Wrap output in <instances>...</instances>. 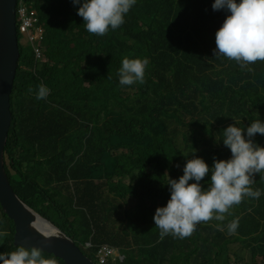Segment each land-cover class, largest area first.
<instances>
[{
  "label": "trees",
  "instance_id": "16d2710c",
  "mask_svg": "<svg viewBox=\"0 0 264 264\" xmlns=\"http://www.w3.org/2000/svg\"><path fill=\"white\" fill-rule=\"evenodd\" d=\"M28 1L44 23L45 60L20 47L5 147L19 198L91 259L107 243L125 256L117 264H228L233 256L264 264V172L251 184L259 199L243 197L224 221L201 222L188 237L161 239L153 219L188 160L202 158L211 170L214 158L232 157L222 142L228 126L264 122V61L241 67L213 55L228 13L214 11L215 0H136L120 27L98 36L72 0ZM124 58L148 60L143 83L120 85ZM40 85L50 90L45 99L36 98ZM254 142L264 147V136ZM55 143L73 150V172ZM210 179L211 171L205 189ZM0 226V252L15 251V225L1 205Z\"/></svg>",
  "mask_w": 264,
  "mask_h": 264
},
{
  "label": "clouds",
  "instance_id": "9594fccd",
  "mask_svg": "<svg viewBox=\"0 0 264 264\" xmlns=\"http://www.w3.org/2000/svg\"><path fill=\"white\" fill-rule=\"evenodd\" d=\"M72 2L79 6L77 14L83 18L86 30L91 34L104 36L109 28L115 30L124 23L125 14L129 12L136 0H72ZM212 8L214 11L223 10L228 13L222 26L216 32V48L213 50V55L215 57L222 55L230 60H235L240 63L241 67L253 64L258 60L264 61V0H240L239 3L237 0H215ZM15 11L19 53L21 47L19 38L23 37V49H31L37 61L45 60L44 50L41 47L45 32L44 23L41 21L33 1L30 3L28 0H17ZM22 27H25V31L21 30ZM35 30L39 31L41 38L32 43L30 37ZM36 48L39 49L40 57L35 52ZM147 64V59L124 58L119 70L120 85L143 83ZM49 91L46 86L40 85L36 98L45 99ZM257 133L264 136V122L260 120L251 122L250 126L244 129L236 125L228 126L223 131L225 138L222 142L230 149L231 159L221 161L214 158V166L210 170L202 158H192L187 161L183 169L184 174L178 180L169 178L167 186L171 193L170 200L165 207H158L153 217L156 227L161 230V239L168 234L179 238L188 237L193 233L196 225L201 222L213 219L224 221L225 213H228L233 205L240 204L243 197L259 199L260 190L253 191L251 188V184L255 182V176L264 172V147L254 142ZM54 149L65 154L67 160L65 170L67 173L73 172L77 161L73 150L58 143H55ZM5 164L4 149V168ZM210 171L211 179L205 189L201 181ZM7 178L12 187L8 174ZM189 181H195V183L190 184ZM49 222L56 226L51 221ZM30 226L34 229L37 227L35 222ZM238 226L239 218L230 221L226 225L228 233L234 234ZM217 227L223 231V226L217 225ZM0 235H7V233H0ZM75 244L79 246L76 242ZM87 245L91 246L90 243ZM15 247L17 249L10 253H4L6 250L0 252V261H3V264H57L55 259L43 258L42 253L47 252L40 248ZM107 247L112 249V255H116V258L114 256L107 257V261L103 263L101 260H97V254ZM124 258L125 256L118 247L105 243L99 246L95 252L97 263H95V259H89L95 264H117L118 259L123 261Z\"/></svg>",
  "mask_w": 264,
  "mask_h": 264
},
{
  "label": "water",
  "instance_id": "95a60500",
  "mask_svg": "<svg viewBox=\"0 0 264 264\" xmlns=\"http://www.w3.org/2000/svg\"><path fill=\"white\" fill-rule=\"evenodd\" d=\"M17 0H0V203L15 224L14 244L37 247L66 264H95L59 228L29 208L9 184L4 168V149L12 123L11 94L19 62L16 32ZM35 222L34 229L30 225Z\"/></svg>",
  "mask_w": 264,
  "mask_h": 264
},
{
  "label": "built area",
  "instance_id": "2783aa9c",
  "mask_svg": "<svg viewBox=\"0 0 264 264\" xmlns=\"http://www.w3.org/2000/svg\"><path fill=\"white\" fill-rule=\"evenodd\" d=\"M26 25V24H25ZM29 26V25H28ZM32 27V26H30ZM22 31H25V27H22L21 28ZM41 38V34L39 33L38 30H35L32 34H31V37H30V40L31 42H35L37 41L38 39ZM35 52L36 54L40 57V53H39V49H35ZM107 250V251H106ZM109 253H112V249L111 248H104L103 250H100L99 251V254H100V259H101V262L105 263L107 261V255H109Z\"/></svg>",
  "mask_w": 264,
  "mask_h": 264
},
{
  "label": "rangeland",
  "instance_id": "374dc122",
  "mask_svg": "<svg viewBox=\"0 0 264 264\" xmlns=\"http://www.w3.org/2000/svg\"><path fill=\"white\" fill-rule=\"evenodd\" d=\"M24 41V39H23V37H21V39L19 38V44H20V46L23 48L24 46H23V44H22V42ZM71 141L73 142V143H71V145H76L77 143L76 142H74L75 141V139L74 138H72L71 139ZM1 227V226H0ZM88 246V245H87ZM79 247V246H78ZM89 247V246H88ZM80 248V247H79ZM88 254V253H87ZM111 256H114L115 258H116V255H112V253H109V255H107V257H111ZM236 257L235 256H233L231 259H229V264H239V263H237L238 261H237V258L235 259ZM97 260H101L100 259V254L98 253L97 254ZM257 261L259 262V263H262L263 261H262V257H258L257 258ZM95 263H97V261H96V259H95ZM213 264H224V257H221L220 259H218L217 261H215Z\"/></svg>",
  "mask_w": 264,
  "mask_h": 264
}]
</instances>
